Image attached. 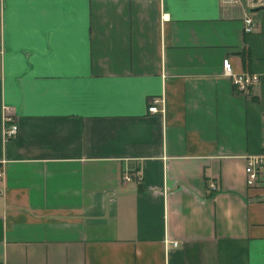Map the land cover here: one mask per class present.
Returning <instances> with one entry per match:
<instances>
[{
	"label": "crops",
	"instance_id": "obj_1",
	"mask_svg": "<svg viewBox=\"0 0 264 264\" xmlns=\"http://www.w3.org/2000/svg\"><path fill=\"white\" fill-rule=\"evenodd\" d=\"M259 8L0 0V264H264Z\"/></svg>",
	"mask_w": 264,
	"mask_h": 264
},
{
	"label": "built area",
	"instance_id": "obj_2",
	"mask_svg": "<svg viewBox=\"0 0 264 264\" xmlns=\"http://www.w3.org/2000/svg\"><path fill=\"white\" fill-rule=\"evenodd\" d=\"M226 3H233L237 4L240 0H222ZM250 7H262L264 6V0H249ZM255 21L250 16L247 15L245 18V32L249 33L254 30ZM223 69L225 75L229 76L232 84L234 85L235 89L239 92H243L249 94L252 92L254 87L259 82V75L250 72V71H241L235 72L233 70V66L231 60L229 58H225L223 61ZM163 99L159 97H152L148 101L147 110L149 113L152 114H162L164 111L163 106ZM18 133V125L17 123L12 120L11 118H6L5 120V127H4V137L6 139H13L17 136ZM245 176H246V184L250 187H257L264 185V143L262 145L261 152L254 155L246 156L245 168H244ZM4 177V170L2 165L0 164V181ZM131 175H127L125 179H131ZM209 191L215 192L218 190V185L216 182L210 181L208 185ZM177 243L174 242V246Z\"/></svg>",
	"mask_w": 264,
	"mask_h": 264
},
{
	"label": "water",
	"instance_id": "obj_3",
	"mask_svg": "<svg viewBox=\"0 0 264 264\" xmlns=\"http://www.w3.org/2000/svg\"><path fill=\"white\" fill-rule=\"evenodd\" d=\"M259 9H264V6L260 7Z\"/></svg>",
	"mask_w": 264,
	"mask_h": 264
},
{
	"label": "rangeland",
	"instance_id": "obj_4",
	"mask_svg": "<svg viewBox=\"0 0 264 264\" xmlns=\"http://www.w3.org/2000/svg\"><path fill=\"white\" fill-rule=\"evenodd\" d=\"M4 127H5V124H4Z\"/></svg>",
	"mask_w": 264,
	"mask_h": 264
}]
</instances>
